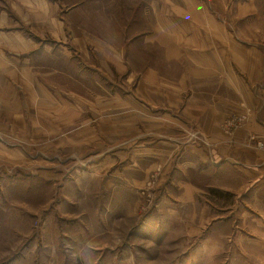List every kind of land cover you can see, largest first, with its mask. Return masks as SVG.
Wrapping results in <instances>:
<instances>
[{
  "label": "rangeland",
  "instance_id": "374dc122",
  "mask_svg": "<svg viewBox=\"0 0 264 264\" xmlns=\"http://www.w3.org/2000/svg\"><path fill=\"white\" fill-rule=\"evenodd\" d=\"M40 4L56 19L58 40L45 41L40 76L16 82L31 96L14 115L25 127L16 166L24 187L19 201L0 189V264H264V202L225 191L233 172L194 156L210 147L195 124L199 105L233 99L229 135L253 116L242 86L248 64L264 63V0ZM161 4L168 55L164 37L145 41ZM208 7L230 47L210 49L212 58L209 46L223 44L208 18L198 22L197 8ZM13 119L0 113V127ZM257 141L252 133L247 145L264 150ZM13 142L0 129V150Z\"/></svg>",
  "mask_w": 264,
  "mask_h": 264
},
{
  "label": "crops",
  "instance_id": "0c3cea01",
  "mask_svg": "<svg viewBox=\"0 0 264 264\" xmlns=\"http://www.w3.org/2000/svg\"><path fill=\"white\" fill-rule=\"evenodd\" d=\"M8 2H12V8L7 6ZM40 2L41 0H0V113L10 114L14 118L12 122L2 124L0 129H4L5 134L15 144L12 146L6 144L5 148H3L4 146L1 147L0 159L11 166L8 167L5 164L6 169L0 171V173L6 174L0 184V189L9 187L10 191L9 189L8 191L13 196L9 197L8 193V197L13 201H19L18 198L21 197L16 192L22 191L24 187L23 178L18 174L20 170H17L16 166H19L18 164L24 154L18 145L25 136L23 131L25 127H19L16 124L14 115L26 111L27 98H31L29 94L25 96L18 91L16 82L20 81L22 84L31 76H40L41 63L38 62L37 58L47 51L48 43L45 41L58 40L56 37V19L51 18L50 11L42 10ZM158 9L161 11L158 15L160 19L156 21L152 29L145 31V41H153L154 38L159 41L160 37L162 43L164 37L168 55V17L163 16L162 4L158 6ZM207 9L197 8L198 22H202V17L208 18L213 28L212 32L222 35L219 37L217 34L220 39V41L217 39V44H223H221L223 48L209 46L210 55L208 57L212 58L210 49H214L216 53H219L220 50L223 49L225 52L230 47L225 46L223 40L227 33L226 27L216 20L215 13L209 7ZM201 26V24H196L192 29L193 35L198 38L199 42H201L199 33L203 32ZM197 45H200V43ZM176 52H179L178 47L175 49ZM175 53H172V56ZM248 66V75L250 76H244L247 82L246 85L242 86V91L245 94L244 100L251 107L253 116H250L248 122L237 129L234 134L229 135L223 129V122L234 109L231 107L233 99L218 97L217 101L209 103L208 106L199 105L197 108L200 112L194 113L195 124L198 125V129L206 137L210 147H206V153L195 150L194 156L198 157L199 162L203 161V164L207 162L217 170L223 169L224 171L233 172L231 176L235 184L224 182L220 186L225 191L241 194L255 192L259 204L263 205L264 191L260 190L264 186V150L250 147L247 143L248 137L252 133L264 141V63L261 62V58H257ZM49 73L51 74L50 68L47 74L49 75ZM198 77L205 79L217 76ZM218 77L225 82L238 79L236 76ZM29 173H31L32 178L38 175L35 170ZM32 190H35L33 186L31 187ZM9 198L8 200L11 201ZM247 204L249 203L247 202Z\"/></svg>",
  "mask_w": 264,
  "mask_h": 264
},
{
  "label": "built area",
  "instance_id": "2783aa9c",
  "mask_svg": "<svg viewBox=\"0 0 264 264\" xmlns=\"http://www.w3.org/2000/svg\"><path fill=\"white\" fill-rule=\"evenodd\" d=\"M245 119V115L243 116V118H239L240 121L244 120ZM229 127L232 128V127H236L237 124L235 122L234 119H232L229 123H228ZM252 139H255V136H252L251 137ZM257 146L260 147V148H263L264 147V143L261 142V141H257Z\"/></svg>",
  "mask_w": 264,
  "mask_h": 264
}]
</instances>
